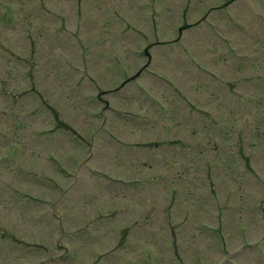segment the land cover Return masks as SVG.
<instances>
[{
    "label": "rangeland",
    "instance_id": "1",
    "mask_svg": "<svg viewBox=\"0 0 264 264\" xmlns=\"http://www.w3.org/2000/svg\"><path fill=\"white\" fill-rule=\"evenodd\" d=\"M0 264H264V0H0Z\"/></svg>",
    "mask_w": 264,
    "mask_h": 264
}]
</instances>
